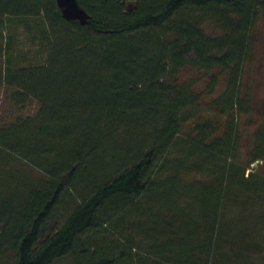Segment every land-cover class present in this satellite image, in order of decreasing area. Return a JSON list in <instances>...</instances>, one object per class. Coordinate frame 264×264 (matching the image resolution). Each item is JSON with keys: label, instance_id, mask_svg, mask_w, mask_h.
I'll list each match as a JSON object with an SVG mask.
<instances>
[{"label": "trees", "instance_id": "obj_1", "mask_svg": "<svg viewBox=\"0 0 264 264\" xmlns=\"http://www.w3.org/2000/svg\"><path fill=\"white\" fill-rule=\"evenodd\" d=\"M77 1L86 23L68 21L57 0H0V260L222 264L231 237L249 251L238 256L264 252L257 228L234 232L240 218L223 231L232 203L264 202V175L247 174L264 161V108L244 163L240 124L253 116L245 75L264 0ZM20 26L44 63L20 66ZM190 71L203 90L180 81ZM15 160L47 182L18 174Z\"/></svg>", "mask_w": 264, "mask_h": 264}, {"label": "rangeland", "instance_id": "obj_2", "mask_svg": "<svg viewBox=\"0 0 264 264\" xmlns=\"http://www.w3.org/2000/svg\"><path fill=\"white\" fill-rule=\"evenodd\" d=\"M213 30V28H211ZM15 37V44H14V50L15 55L19 56L22 55L25 58V61H21L19 57L17 58L18 61L21 62L20 66H28V65H40L44 63V60L46 58V49L44 46H41L39 42H32L31 37L27 34L25 28L23 26L18 27V29L15 30L14 33ZM5 38L6 34L2 29H0V82H1V76L2 72L5 69V59H4V46H5ZM256 47H255V57L252 62H250L247 66V71L245 75V89L244 93L248 92V90H251V94L249 95L250 99L252 100V109H253V116L251 122L244 118L240 120V124L242 127V136H243V145H242V151H241V159L244 162H246V155L245 151L247 146L249 145V142L252 143V135L253 132L257 129L261 122V115L264 108V18L261 20V23L258 25V29L256 32ZM195 79L199 80L198 89L203 90L205 83L207 79H205L202 74H198L197 72L190 71L188 73H185L181 77V82H188L193 81ZM1 85H0V99H1ZM246 97V96H245ZM209 100V98L207 97ZM250 100V101H251ZM4 108V109H3ZM37 109V106L35 103L32 104V106L27 109L26 113L33 114ZM3 112H6V114L17 113L15 110H11L8 105L2 106ZM190 127L187 126L186 132L190 131ZM250 143V144H251ZM13 167L15 168V171L20 174L23 177H27L28 179L37 180V181H43L47 182V178L40 172L36 171L32 167L28 166L26 163L15 160ZM258 172L262 175H264V161L258 162L254 165L250 166L249 171H247V174L250 172ZM187 179L189 181H195V180H206L208 181V178H205L204 176H197V175H188ZM66 199L68 201V204L70 205L71 209L75 206L76 201L73 195H67ZM264 209V202H256L252 200L251 205L248 206V208H242L238 203H232L228 213L225 218V227H224V235L226 238H229L232 223H237L235 225V231L239 232L241 230L242 234H244V231L246 228L249 227V229L255 230L257 228V232L259 237H261L263 241V249H264V221H257L255 216L256 212L259 211V209ZM66 215V211H63L62 209L58 212V220L54 223V226H59L62 221H64V217ZM246 219V220H244ZM256 219V220H255ZM248 226V227H247ZM252 234H255L253 232ZM237 238L231 237L228 241L227 239L222 240V252L220 256H224L222 260V264H244L243 260L254 262V264H264V252L260 251L258 249H254L250 251L249 255L247 253H244L243 255H240V252H249L247 248H242L240 246L239 242L236 241ZM238 240V239H237ZM240 242H243V237L239 238ZM175 243H173V247H175ZM239 252V254H237ZM243 256V257H242ZM15 255L12 252H5L2 255V258L0 260V264H15ZM222 262V261H221Z\"/></svg>", "mask_w": 264, "mask_h": 264}, {"label": "water", "instance_id": "obj_3", "mask_svg": "<svg viewBox=\"0 0 264 264\" xmlns=\"http://www.w3.org/2000/svg\"><path fill=\"white\" fill-rule=\"evenodd\" d=\"M57 4L63 16L68 21H80L81 23H86L89 19V15L79 6L77 0H57ZM127 6L129 9H133L135 3L129 2Z\"/></svg>", "mask_w": 264, "mask_h": 264}]
</instances>
